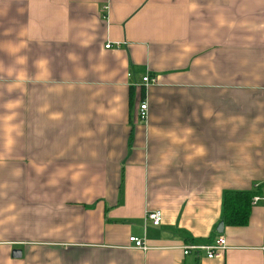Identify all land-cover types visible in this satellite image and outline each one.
I'll return each instance as SVG.
<instances>
[{
  "label": "crops",
  "instance_id": "obj_1",
  "mask_svg": "<svg viewBox=\"0 0 264 264\" xmlns=\"http://www.w3.org/2000/svg\"><path fill=\"white\" fill-rule=\"evenodd\" d=\"M256 189L264 0H0V264H264Z\"/></svg>",
  "mask_w": 264,
  "mask_h": 264
},
{
  "label": "built area",
  "instance_id": "obj_2",
  "mask_svg": "<svg viewBox=\"0 0 264 264\" xmlns=\"http://www.w3.org/2000/svg\"><path fill=\"white\" fill-rule=\"evenodd\" d=\"M106 9V8H105ZM120 44L115 43L114 46H116L117 48L119 47ZM106 48H111L112 44H107L105 46ZM156 83L155 78H152L150 76H145L142 79V84L145 87H149L153 84ZM148 116V104L146 101L140 103L139 105V109H138V119L140 121H145L147 119ZM259 202H263L264 203V195H259V196H254L251 200V205L255 206L256 204H258ZM146 219L148 221H150L152 223L153 226H159L161 221H162V214L159 210H154V211H150L146 214ZM130 243L134 244V248L136 249H140V250H146V246L144 244L143 241L131 237L129 239ZM226 240L223 237H219L218 239H216L214 241L213 244L209 245V246H195V245H189L184 249V254H188L190 250H202L205 251L207 253V258H213L215 257L217 254H221L226 250Z\"/></svg>",
  "mask_w": 264,
  "mask_h": 264
},
{
  "label": "trees",
  "instance_id": "obj_3",
  "mask_svg": "<svg viewBox=\"0 0 264 264\" xmlns=\"http://www.w3.org/2000/svg\"><path fill=\"white\" fill-rule=\"evenodd\" d=\"M261 194L260 189L253 191H228L222 202V221L225 226H245L248 223L251 200Z\"/></svg>",
  "mask_w": 264,
  "mask_h": 264
},
{
  "label": "water",
  "instance_id": "obj_4",
  "mask_svg": "<svg viewBox=\"0 0 264 264\" xmlns=\"http://www.w3.org/2000/svg\"><path fill=\"white\" fill-rule=\"evenodd\" d=\"M223 222H220L219 223V225H218V227H217V232L218 233H222V231H223ZM21 256V252L20 251H14L13 252V258H19Z\"/></svg>",
  "mask_w": 264,
  "mask_h": 264
}]
</instances>
